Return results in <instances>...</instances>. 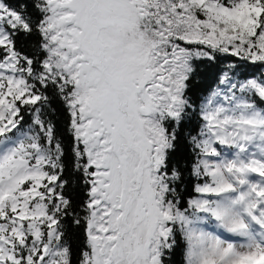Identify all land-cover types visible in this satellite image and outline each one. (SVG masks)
<instances>
[{"label":"snow or ice","instance_id":"6c2138e0","mask_svg":"<svg viewBox=\"0 0 264 264\" xmlns=\"http://www.w3.org/2000/svg\"><path fill=\"white\" fill-rule=\"evenodd\" d=\"M261 69L264 0H0V264H264Z\"/></svg>","mask_w":264,"mask_h":264},{"label":"trees","instance_id":"16d2710c","mask_svg":"<svg viewBox=\"0 0 264 264\" xmlns=\"http://www.w3.org/2000/svg\"><path fill=\"white\" fill-rule=\"evenodd\" d=\"M264 71V69H261ZM252 71H255V66L252 67ZM201 76L200 80L201 83L198 85V92L199 88L208 87L211 83H213V78L210 73L206 72L204 69V66L201 65L200 68ZM259 74V73H257ZM65 126V118L64 115L61 113L57 117V128L58 132H62L64 130ZM65 142L67 143V138L65 137ZM182 162L190 161V155L188 154L187 150H184L181 154ZM196 183L195 178L188 176L186 173V188L185 191L182 193L184 195L185 201L189 198V194L195 195L194 192H192V185ZM78 237H74V248L76 244H78ZM174 264H183V255H182V245L181 248L177 250L176 255L173 257Z\"/></svg>","mask_w":264,"mask_h":264}]
</instances>
